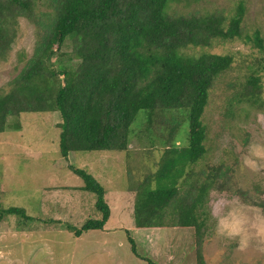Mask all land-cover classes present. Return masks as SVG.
Segmentation results:
<instances>
[{
  "label": "trees",
  "instance_id": "1",
  "mask_svg": "<svg viewBox=\"0 0 264 264\" xmlns=\"http://www.w3.org/2000/svg\"><path fill=\"white\" fill-rule=\"evenodd\" d=\"M179 1L49 0L52 11L42 12L38 0H0V62L17 37L20 17L36 27L32 57L11 80L10 89L0 91V133L8 128L9 118L57 111L62 118L59 151L63 157L77 151L128 154L133 126L144 118L147 132L158 133L162 154L156 171L132 182L134 224L194 228L201 245L209 228V193L224 191L227 185L222 166L194 170L206 153L202 116L210 90L234 60L230 54L190 55L186 50L209 47L216 39L243 38L244 5L240 2L227 18L219 10L175 11L172 4ZM68 39L73 47L69 60L79 62L59 63L56 68L53 57ZM253 41L264 49L258 30ZM260 81V76L251 74L238 101L262 107ZM20 127L19 122L11 126ZM148 139L155 145L154 138ZM71 169L83 179V190L96 195L101 217L69 229L75 237L103 230L111 214L105 187L87 170ZM238 194L245 203L264 210L260 196L243 190ZM4 214L29 218L19 207L0 209V217ZM128 239L135 253L136 241ZM197 256L202 264L200 248Z\"/></svg>",
  "mask_w": 264,
  "mask_h": 264
},
{
  "label": "rangeland",
  "instance_id": "2",
  "mask_svg": "<svg viewBox=\"0 0 264 264\" xmlns=\"http://www.w3.org/2000/svg\"><path fill=\"white\" fill-rule=\"evenodd\" d=\"M240 2L243 38L216 39L209 47L186 50L190 55L230 54L234 60L210 90L202 116L206 153L194 170L222 166L227 185L224 191L209 193V228L201 245L194 228H137L134 224L135 193L130 189L150 170L156 171L162 154L158 133L147 132L144 118L133 126L128 154L77 151L63 157L60 113L27 112L9 118L8 128L0 133V209L19 207L29 216L0 217V264H149L148 260L200 264L199 248L202 264H264V210L245 203L238 194L243 190L264 199V105L238 101L251 74L261 78L264 101V49L253 41L258 30L264 42V0H180L172 8L178 12L219 10L230 18ZM38 8L52 11L49 0H38ZM35 45L36 27L20 17L17 37L0 62V91L10 89ZM72 50L68 39L53 57L56 68L59 63L78 64L76 58L69 60ZM15 122L19 129L11 128ZM148 138H154L155 145ZM71 166L87 170L105 187L111 214L103 230L75 237L69 229L101 217L96 195L83 190L84 181ZM129 237L136 241L137 253Z\"/></svg>",
  "mask_w": 264,
  "mask_h": 264
}]
</instances>
